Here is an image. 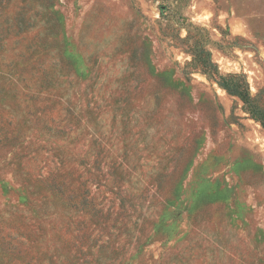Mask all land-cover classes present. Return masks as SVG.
Listing matches in <instances>:
<instances>
[{
	"label": "rangeland",
	"instance_id": "rangeland-1",
	"mask_svg": "<svg viewBox=\"0 0 264 264\" xmlns=\"http://www.w3.org/2000/svg\"><path fill=\"white\" fill-rule=\"evenodd\" d=\"M0 264H264V0H0Z\"/></svg>",
	"mask_w": 264,
	"mask_h": 264
}]
</instances>
